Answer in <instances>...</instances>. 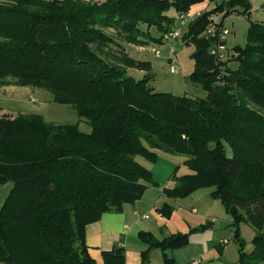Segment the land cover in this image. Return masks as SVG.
<instances>
[{"label":"trees","instance_id":"trees-1","mask_svg":"<svg viewBox=\"0 0 264 264\" xmlns=\"http://www.w3.org/2000/svg\"><path fill=\"white\" fill-rule=\"evenodd\" d=\"M204 2L213 8L199 12L179 38L195 47L188 80L206 95L153 92L149 64L133 61L124 44L162 43L177 14ZM235 13L249 18L248 0H0V87L48 91L91 128L36 114L11 117L0 108V185L11 184L0 207L1 264H98L85 228L157 187L137 160L154 163L157 151L185 155L189 169L174 171L165 197L213 188L240 244L238 263H264V23L251 22L246 45L228 49L225 60L209 54L214 41L203 36L212 15L223 23ZM109 45L118 50L111 60L101 54ZM128 67L146 74L134 79ZM157 211L168 219L173 209ZM240 223L254 232L249 253L237 235ZM204 226L162 240L140 232L142 264L151 250L184 246ZM102 258L125 264V249L114 246Z\"/></svg>","mask_w":264,"mask_h":264},{"label":"rangeland","instance_id":"rangeland-1","mask_svg":"<svg viewBox=\"0 0 264 264\" xmlns=\"http://www.w3.org/2000/svg\"><path fill=\"white\" fill-rule=\"evenodd\" d=\"M92 1L102 2V0ZM248 2L250 4L249 18L243 14L235 13L223 21V26L229 31V35L225 37L227 49L243 48L246 45L250 23H264V0H248ZM212 8L213 3H209L197 6L195 9H201L204 12ZM167 14L174 15V12L169 10ZM105 31L108 34H114L112 30ZM150 33L154 37L159 36L155 28H151ZM148 45L154 47L159 52V56L149 52L138 51L137 44H124L123 47L126 54L133 61L149 64V70L153 76L149 86L153 92H164L178 97L187 96L190 98H203L206 95L200 86L188 80V76L193 70V61L191 59V54L195 50L193 44L186 45L178 38L177 40H168L165 43H150ZM117 51L115 45H109L101 50V54L111 60L112 56H116ZM169 59H172L178 67L177 72L174 74L169 71V65L171 64ZM145 74L146 71L137 67L127 68V75L134 79H141ZM32 99L36 100L33 102ZM0 108L8 111L11 117L23 114H36L42 116L46 122L56 125L77 124L83 132L88 133L91 130L86 120L79 118L72 106L54 103L52 95L43 89L28 86L20 87L12 84L0 87ZM161 152V155L165 154L167 158L171 156L177 162V165H179L178 175L189 173V169L183 164L186 158L185 155ZM137 160L143 165H150L149 162L142 158H137ZM10 185L9 183L0 185V207L9 192ZM212 190L213 188L211 187L200 189L186 199H178V203H169L176 210L180 208L181 204L189 210L195 207L198 214L203 215L202 224L205 225L204 229L188 234L186 245L171 249L174 259L173 264H187L199 258L201 259V264H239L238 249L240 244L237 241L234 230L230 227V217L225 212L220 201L212 197ZM143 196L139 202H143V204L148 206L153 203V195L146 193ZM165 202L166 199L161 196L159 208L166 204ZM212 219H215V221L210 224ZM150 221H154L152 215L148 222ZM237 235L242 240L243 250L246 253L251 252V242L254 236L252 227L248 223H240ZM132 238H134L132 241L128 240V243L125 242L126 245L123 243L124 249L126 251L127 249L139 251L141 244L136 242L135 237ZM150 255L148 264H161L162 251H156V255H153V257Z\"/></svg>","mask_w":264,"mask_h":264},{"label":"crops","instance_id":"crops-1","mask_svg":"<svg viewBox=\"0 0 264 264\" xmlns=\"http://www.w3.org/2000/svg\"><path fill=\"white\" fill-rule=\"evenodd\" d=\"M203 4L208 3L204 2L195 5L190 12H201L202 8H195ZM156 153L158 159L148 166L145 165L151 171L153 180L157 183V187H149L144 193V195H146V193L153 195V203L148 206L138 200L134 204L125 205L119 212L103 214L99 221L89 224L85 228V244L88 247L90 256L98 264H102L103 262L102 252L110 251L117 245L124 247V245L128 243V240L132 241V239H134L132 237H135L136 242L141 244L140 250H125V264H142V251L145 249V245L138 240V234L140 232L151 233L154 238L162 240L173 234L189 233L192 229L203 225L202 221L204 220V217L203 215L198 214L195 207H192L189 210L181 204L180 208H177V210L172 208L173 212L169 219L162 217L161 214L158 213L157 210L159 209L158 205L161 196L166 199L165 203H168V205L170 202L178 203V199L165 197L162 193V189L170 188L174 185L171 179L174 171L178 170L179 165H177V162L171 156H168L167 158L165 154L161 155V151H157ZM185 160L186 158L184 161ZM135 211L139 213V217L134 216ZM145 215L148 216L147 219L143 218ZM151 215L154 221L148 222L151 219ZM212 220L215 221V219ZM212 220L210 221V224L212 223ZM156 251L161 250L153 249L150 251L149 255L151 254L150 256L152 257L153 255L155 256ZM164 252L163 257L160 260L161 264H166L164 263ZM199 260L201 259L199 258ZM146 264H148V262Z\"/></svg>","mask_w":264,"mask_h":264},{"label":"built area","instance_id":"built-area-1","mask_svg":"<svg viewBox=\"0 0 264 264\" xmlns=\"http://www.w3.org/2000/svg\"><path fill=\"white\" fill-rule=\"evenodd\" d=\"M199 15V12L192 13L186 12L177 14L175 18L176 26L170 31L162 35V43L167 42L168 40H177L182 32L184 27L193 19H195ZM229 35V31L223 26V23L220 21L219 15H212L209 18V22L206 28L203 31V36L207 40H213L214 45L209 51V54L215 57L218 60H225L229 54V51L225 45V37ZM138 51L140 52H149L155 56H159V52L150 45H138ZM170 60L169 71L174 74L177 72L178 67L174 64L172 59ZM36 99H32L34 102ZM135 217H139V213L137 211L134 212ZM144 219H147L148 216H143ZM214 222V220H212ZM187 264H200V260L196 259Z\"/></svg>","mask_w":264,"mask_h":264},{"label":"water","instance_id":"water-1","mask_svg":"<svg viewBox=\"0 0 264 264\" xmlns=\"http://www.w3.org/2000/svg\"><path fill=\"white\" fill-rule=\"evenodd\" d=\"M164 254L167 256L168 259L172 258V253H171V249H168L164 252Z\"/></svg>","mask_w":264,"mask_h":264}]
</instances>
